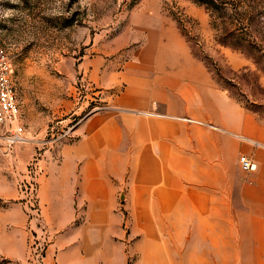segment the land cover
Here are the masks:
<instances>
[{"label": "rangeland", "instance_id": "374dc122", "mask_svg": "<svg viewBox=\"0 0 264 264\" xmlns=\"http://www.w3.org/2000/svg\"><path fill=\"white\" fill-rule=\"evenodd\" d=\"M208 1L0 0V46L12 62L19 105L17 117L0 127V177L16 183L14 201L26 217L21 186H29L30 164L39 174V161L61 142L52 137L96 113L174 122L192 139L199 130L225 132L224 123L242 112L264 121V0ZM127 35L130 50H145L128 79L136 100L128 108L110 102L81 67L99 47H115ZM20 126L23 139L12 141ZM136 170L135 179L128 172L122 229L107 233V254L94 255L98 264H260L250 232L230 231L224 242V233L182 225L163 209L146 215Z\"/></svg>", "mask_w": 264, "mask_h": 264}, {"label": "crops", "instance_id": "0c3cea01", "mask_svg": "<svg viewBox=\"0 0 264 264\" xmlns=\"http://www.w3.org/2000/svg\"><path fill=\"white\" fill-rule=\"evenodd\" d=\"M129 44L127 35L81 62L109 101L127 108L136 101L128 95V79L145 52ZM224 124L223 133L199 130L203 134L192 139L174 122L99 112L48 148L37 178L40 204L55 233L49 261L98 264L94 255L107 254V233L122 229L128 172L135 179L139 167L146 215L163 209L182 225L196 222L200 232L224 233V242L230 231L250 232L264 264V121L242 112ZM238 153L256 169L244 170ZM17 197L16 183L0 177V264H28L27 217Z\"/></svg>", "mask_w": 264, "mask_h": 264}, {"label": "built area", "instance_id": "2783aa9c", "mask_svg": "<svg viewBox=\"0 0 264 264\" xmlns=\"http://www.w3.org/2000/svg\"><path fill=\"white\" fill-rule=\"evenodd\" d=\"M13 66L11 59L4 47L0 46V127L16 118L19 112L18 92L12 79ZM74 127L67 128L58 137H52L51 141H63L72 136ZM53 129H48L52 133ZM23 127H18L12 137V141L23 139ZM241 164L244 170H254L257 164L247 156L241 157ZM29 186L22 185L25 205L28 217V264H55L49 261V248L54 242V233L43 214L39 199V185L36 179L38 174L37 163L30 164L28 171Z\"/></svg>", "mask_w": 264, "mask_h": 264}, {"label": "trees", "instance_id": "16d2710c", "mask_svg": "<svg viewBox=\"0 0 264 264\" xmlns=\"http://www.w3.org/2000/svg\"><path fill=\"white\" fill-rule=\"evenodd\" d=\"M210 1H208V0H203V3H209Z\"/></svg>", "mask_w": 264, "mask_h": 264}]
</instances>
